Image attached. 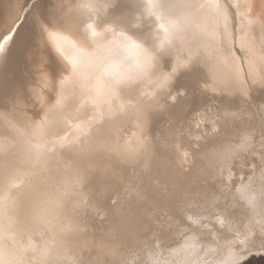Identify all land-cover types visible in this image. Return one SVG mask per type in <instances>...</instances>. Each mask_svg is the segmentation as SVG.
<instances>
[{
  "label": "bare ground",
  "instance_id": "bare-ground-1",
  "mask_svg": "<svg viewBox=\"0 0 264 264\" xmlns=\"http://www.w3.org/2000/svg\"><path fill=\"white\" fill-rule=\"evenodd\" d=\"M25 2L0 0V34ZM30 22L31 43L21 37L0 54V254L31 241L24 264H223L233 233L264 223V86L249 81L226 97L202 87L196 63L173 73L175 52L161 55L146 0H48L45 19L34 9ZM89 24L103 34L92 37ZM120 33L153 61L128 63L102 102L67 90L63 116L33 136L32 114L58 91L42 76L64 71L49 43L121 63ZM261 35L257 27V43ZM246 186L252 203L240 197ZM41 204L50 223L35 219Z\"/></svg>",
  "mask_w": 264,
  "mask_h": 264
},
{
  "label": "snow or ice",
  "instance_id": "snow-or-ice-1",
  "mask_svg": "<svg viewBox=\"0 0 264 264\" xmlns=\"http://www.w3.org/2000/svg\"><path fill=\"white\" fill-rule=\"evenodd\" d=\"M34 9L41 19H45L48 0H26L19 8L20 16L14 29L0 34V54L5 59L12 45L21 37L26 44L31 43L34 24L30 22V16ZM15 10L13 5L8 12ZM146 12L154 19L161 33L158 44L161 55L175 52L173 73L196 63L206 76L202 87L226 97L246 93L249 81L264 86V0H146ZM87 27L92 37L103 34L96 30L94 24ZM257 27L262 30L259 43L255 36ZM105 31L113 32L111 28ZM45 34L49 39L52 36L51 32ZM113 42L124 50L129 60L117 63L103 50L87 51L82 48L69 55L65 48L54 42L49 43L53 56L62 62L64 71L56 81H52L48 73L42 76L44 89L54 83L58 91L47 98V110L41 108L43 116L38 112L32 114L37 120L31 125L33 136L41 138L47 126L58 116H63L67 90L102 102L117 87L128 63L134 60L150 64L154 59L153 53L145 45L123 33L114 34ZM40 99L43 105V89ZM0 116L7 118L8 113ZM45 146L35 145L40 151ZM249 191L250 186L242 188L240 197L248 198L252 203ZM261 195L264 196V193ZM240 203L242 205V200ZM34 212L39 223H50V212L46 205L37 206ZM225 247L227 256L223 264H251L249 255L264 257V223L250 222L239 235L233 233ZM28 248L35 253L36 246L29 241L28 246L19 253L13 249L10 253L0 254V264H24L23 252Z\"/></svg>",
  "mask_w": 264,
  "mask_h": 264
}]
</instances>
